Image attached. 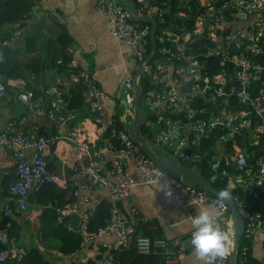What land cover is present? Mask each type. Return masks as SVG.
<instances>
[{"label":"built area","instance_id":"1","mask_svg":"<svg viewBox=\"0 0 264 264\" xmlns=\"http://www.w3.org/2000/svg\"><path fill=\"white\" fill-rule=\"evenodd\" d=\"M30 1L37 4L41 0ZM189 1L178 0L182 7H186ZM197 2L201 8L205 9V14L195 20L193 32L182 37L183 39L185 36V38L205 37L213 43V47L207 49L203 55L198 53L197 56H190L184 49L178 53L175 45L178 41L180 42L181 37L166 29L160 31L155 38L160 46L158 63L151 67L149 73L152 89L142 98V105L156 123L153 124L152 121L145 123L147 126L160 125L158 137L160 144L167 148L181 165L194 170H197L196 164L202 158V153L198 150V140L214 134L211 151L214 153L212 158L214 163L207 181L213 184L219 179L224 180V189L230 194L236 193L231 199L244 222L242 237L252 243V240L260 235L264 241L262 215L264 212V155L249 161L246 152L235 141L236 137L247 139V144H256L264 152V0H197ZM132 4L139 17L161 19L159 10L149 11L150 0H132ZM96 10L105 19L113 39L128 48L139 69L144 63L149 47L150 27L146 25L139 29L137 25L131 23L120 0H97ZM226 15L231 16L232 23L242 20L245 23L239 28L224 32ZM179 17L184 19L185 14L180 13ZM22 32V28L14 27L8 34V39L1 42V46L10 48ZM221 33L223 36L220 41ZM223 44L227 47L225 48ZM66 51L72 57L73 50L67 48ZM178 55L184 57L187 66L179 69L176 73L178 77H174L171 66ZM208 59H217L221 63L231 64L235 87L230 88L228 93H224V78L219 72L215 74L213 80L202 73L201 60ZM252 60H258L260 63H254ZM57 65H62V61L59 60ZM66 68L70 72L79 66L71 58ZM184 75L190 76L194 82L202 79L206 83H212L217 94L236 98L240 109L235 113H227L218 118L199 122L196 121L197 114H190L187 118L189 123L186 126L176 125L170 116L175 115L180 109L182 98L177 91V82L178 78ZM68 80L72 84L82 81L87 87L89 112L95 116V138L86 137L80 141L72 138L67 142L65 129L71 116L61 115V110L66 103L63 92L57 85H51L44 94L35 95L27 89V83L24 80L18 81L14 86L17 100L24 107L26 115L19 119L17 126L9 122L0 132V146L9 150L14 158V180L2 207L3 218H12L16 214L26 212L28 195L39 192L46 184L53 183L61 187V181L53 177L47 168L48 158L53 152L63 166H68L74 172H80L86 178L90 188L106 189L109 192L110 218L107 224L95 234L87 232V225L95 206H88V201L80 198L79 187L74 193L77 199L75 204L63 209L52 208L56 223L65 226L70 232H78L83 238L81 250L88 245L92 246L101 264H113L111 254L126 249L132 240L138 254L149 255L160 251L164 264H176L184 256L185 246L181 240L167 242L143 236L138 232V227L145 224L148 219L140 215L135 207H130L126 211L121 208L120 203L129 197L130 190L137 184L164 188L169 191L180 208L196 209L195 215L203 208L218 210L220 226L232 230L228 224L231 220L230 209L225 203L218 205L216 197L206 189L194 187L167 174L146 156L140 145L133 140L131 133L111 127V123L105 120L106 115L101 107V101L108 98L97 86L89 71L81 68L77 73L70 72ZM258 81H261V85L253 89V84ZM133 82L134 78H127L124 83L131 90ZM201 94V91L193 86L188 97L191 99L192 96H202ZM7 95V87L0 83V99ZM124 100L126 104L131 105L134 96L124 94ZM28 115H35L52 122L54 134L49 137L40 133L36 136L25 134L21 127ZM255 121L257 123H254ZM108 130H110L109 137L102 140V145L97 146V141ZM175 132L179 133L177 143L173 142ZM231 134L233 137H230ZM113 141L117 144L116 148L112 144ZM61 142L66 143V147L59 148ZM70 143H75L74 149L69 148ZM221 144H224L225 148L231 144L232 151H224L223 155H218V145ZM194 148L196 151H191ZM109 150L113 151V158L108 178L103 175L100 165ZM219 161L220 165L223 163L224 166H234V171L232 173L225 170L218 172L220 165L217 167L216 164ZM129 163L134 166L139 176L138 182L133 181L126 174V166ZM82 207L87 209L82 211ZM252 207H258L260 211L252 210ZM72 214L80 216L77 230L66 223ZM195 215L189 216V220L191 221ZM111 235L117 237L116 243L104 245L97 242V239ZM0 245L4 247L0 251V264L18 262L27 253L24 247L12 244L5 233H0ZM232 247L233 234L231 249ZM246 250L247 247L242 248L243 257ZM78 253L79 251L64 259L58 256L56 264H75ZM230 253L222 259H211V264H227Z\"/></svg>","mask_w":264,"mask_h":264},{"label":"crops","instance_id":"2","mask_svg":"<svg viewBox=\"0 0 264 264\" xmlns=\"http://www.w3.org/2000/svg\"><path fill=\"white\" fill-rule=\"evenodd\" d=\"M123 1L124 0H120L122 4ZM96 2L97 0H41L33 11V15L37 20V27L34 29L28 27V29L23 30L22 35L14 40V44L9 49L18 52L21 57L23 50L22 39L24 37H35L37 39L38 50L36 54L29 55L27 60L33 58L50 60L51 53L49 49L54 50L56 38L60 33V26L64 28L71 41L67 48L73 50V60L80 68L90 71L95 82L105 92L108 98L101 101V107L106 115L105 120L111 123L115 118L124 130L131 133L133 104H126L124 94H132L134 96V92L133 89L129 90L124 82L127 78H134L139 69L137 68V63L131 57L128 48L111 36L105 19L96 10ZM155 10L158 9L152 7L150 4L149 11L154 12ZM244 23L243 20L234 23H232V21L225 22L224 32L239 28L244 25ZM13 28V26H5L0 30V34L8 35ZM166 30L172 32V27ZM222 36L223 34L221 33V37L219 38L220 41L222 40ZM185 37L184 39L181 37L180 42L178 41L175 45V47H177V52L179 53L184 49L190 56L199 55L197 52L198 50L194 49L192 45L199 43L205 37ZM223 46L225 48L227 47L224 44ZM46 53H48V55H46ZM147 57L145 56L144 62ZM20 59L23 60L26 58L23 57ZM252 61L254 63H260L258 60ZM151 63L153 65L157 64L158 58ZM186 66L187 62L184 57L178 55L171 66L172 75L178 77L176 74L178 70ZM150 72L151 66L149 65L143 74H149ZM218 72L224 78V93H228L230 88L235 87L231 64L221 63ZM24 81L27 85L30 84L34 87L36 91H42L45 87L44 77L42 80L38 79L35 82L33 81V77L27 74ZM52 85L67 87L68 80L65 75L57 73L52 78ZM260 85L261 81H258L253 84L252 88L256 89ZM14 86L8 87V95L0 99V132L4 130L9 122L17 126L19 119L26 115L24 107L17 100L16 87ZM193 86L201 91L202 96H192L191 99H189L188 95ZM177 91L182 98V103L179 111L170 117H172L176 125L178 124L179 126H186L189 123L187 118L190 114H197L196 121L199 122L200 120L206 121L208 119L218 118L227 113H235L240 109L238 102L234 103L236 98L226 96L225 94H217L213 84L206 83L202 79L198 82H194L188 75L179 77ZM61 115L64 117L71 116V119L68 121V126L65 129L67 142L72 138H77L79 141L84 140L86 137L91 139L95 138L96 128L94 127L95 116L93 114L89 113V117L82 119V114H69L66 113L63 108L61 110ZM165 117L167 116L165 115ZM159 126L160 125H157V127L156 125L152 126V129H155L152 139H156V145L151 143L152 139L148 140L143 138L149 143L150 148L156 156L166 158L171 155V152L159 142ZM21 129L25 134L32 136L41 133V135L49 137L54 134L53 123L35 115H28ZM74 146L75 143L69 144L70 149H74ZM61 147H66V143H59V148ZM53 149L54 148H52V150ZM191 151H196V148L191 149ZM28 154H31V152H28ZM51 157H53L51 159V164L55 166L54 174L57 176L56 178L61 181V187L59 188H65L68 183L77 189L79 187L80 198L87 200L88 206H97L102 201H111L109 192L106 189L90 188L86 178L80 172H74L68 166H63V163L53 152H51L49 158ZM112 158L113 151L109 150V152L104 155L100 165L103 175L108 178L110 177ZM68 172H71V174L69 175ZM4 173H6V175H4ZM126 174L133 181H139V176L131 163L126 166ZM13 180V154L9 150L0 147V222L3 220L2 207L7 199V197H5L6 189L13 183ZM165 192L166 190L160 186L137 184L130 190L129 197L121 202L120 206L124 211L128 210L130 207H135L140 215L146 217L149 224H151V226L148 227V232L155 237L154 240H181L185 247H192L189 235L192 231V224L189 220V216L195 215L197 211L192 208H180L176 205L171 195H165ZM39 199L41 201V196ZM86 209V207H82L81 210L85 211ZM51 210L52 207L50 205L46 207L41 205L38 202L36 194L30 193L27 197V211L12 217L20 228L19 240H13L12 244L22 246L26 250L32 246L39 247V237L41 234L39 230L42 227L41 222L44 223L48 221L46 218L51 216ZM116 241V236H107L101 244L112 245L116 243ZM131 248L134 249L133 240L126 249L129 250ZM39 249L43 250L42 247H39ZM47 256L52 258L55 264L58 261L56 258L59 255L54 254V252H49ZM62 257L64 259L67 256ZM98 258L92 246L88 245L79 251L75 264H81L82 262L101 264ZM252 258L256 262L264 264V241L260 235L252 240ZM111 260L113 262L112 258ZM113 264L117 263L113 262ZM176 264H207V262L197 257L193 251H190L188 253L186 252L183 258L177 261Z\"/></svg>","mask_w":264,"mask_h":264},{"label":"trees","instance_id":"3","mask_svg":"<svg viewBox=\"0 0 264 264\" xmlns=\"http://www.w3.org/2000/svg\"><path fill=\"white\" fill-rule=\"evenodd\" d=\"M38 4V3H37ZM37 4L32 3L30 0H0V30L5 26L19 27L23 30L34 29L37 27L36 17L33 15ZM151 6L158 9L161 13V19L156 18L158 25V30L156 37L160 34L162 29H168L172 27V32L178 37H182L187 33H192L194 30L195 20L205 14V9L198 5L197 0H190L186 7L181 6V2L178 0H151ZM184 13L185 18L180 19L179 14ZM225 22H231L232 18L229 15L224 17ZM139 29L145 27L146 25H137ZM155 37V38H156ZM220 37V35H219ZM4 39H8V35L0 34V83L5 87H12L16 82L25 80L26 75L30 74L33 77V81L38 79H43L46 71L57 69L59 74L65 75L69 78L70 72H78L81 68H77L73 71H67L66 65L71 60V56L67 53V47L70 45L71 41L68 37L67 32L64 28L60 26V33L56 38L55 48L49 49L51 53V59L47 60L44 58H33L28 59L29 55L36 54L38 50L37 39L35 37H24L22 56L18 54L15 50L9 48H4L1 46V42ZM156 44V58H159L158 50L160 48L157 39H155ZM200 55H203L207 49L213 47V43L208 39L203 38L199 43L192 45ZM150 53V45L147 48L146 57ZM48 55V53H46ZM25 57L26 59H20ZM154 59V60H155ZM61 60L62 65H57V62ZM153 60V61H154ZM203 62L202 73H205L209 79L213 80L215 74L220 69V62L217 59L201 60ZM153 67V64H150ZM90 73V71H89ZM91 74V73H90ZM15 80V81H13ZM12 81V82H10ZM97 84V83H96ZM139 85L142 89L141 104L140 108L143 110V122L140 127V132L142 137L145 139H152L155 133V129L152 126L146 125V121H152L153 124L156 120L150 116L144 106L142 105V98L144 95L152 89L150 84V75L143 74L139 79ZM29 86V87H28ZM99 87V85L97 84ZM58 88L63 92V98L65 100L64 111L69 114H82V119L89 117V102L87 101V87L80 81L77 84H72L68 80L67 87L58 86ZM100 88V87H99ZM27 89L31 90L35 95L44 94L48 88H43L42 91H36L34 87L30 84L27 85ZM237 103V100H234ZM254 123H257L256 121ZM111 127L116 130H124L121 124L114 118L111 122ZM157 127V125H156ZM110 130L106 131L105 134L97 141V146L102 145V140L109 137ZM41 134V133H40ZM213 135L208 137H203L198 140V150L202 153V158L196 164L197 170H199L201 176L205 180H209V176L212 172V158L214 153L211 152L213 148ZM193 137V135H192ZM235 141L241 145L243 151L248 155V160L252 161L256 157L264 155V152L260 150L259 146L256 144H247V139L235 138ZM245 142V144H242ZM113 146L116 148V142H112ZM1 147V146H0ZM3 148V147H1ZM232 145L228 144L224 147V144L218 145V155H223L224 151H232ZM51 158H48L47 168L49 173L53 177H57L54 174V168L51 164ZM192 167V165H188ZM227 171L232 173L234 171V166H224L222 163L218 168V172ZM70 175L71 172H68ZM11 186V185H10ZM9 186V187H10ZM212 186L217 190H225L224 180H217L212 184ZM9 187L6 189V196L9 195ZM77 188L67 184L63 189L59 188L53 183L46 184L39 192L35 193L38 202L43 206L50 205L54 209H63L68 205H73L76 203V197L74 193ZM236 193H231V198ZM41 196V201L39 197ZM110 208L111 204L108 201H102L100 204L95 206L92 217L90 218L87 225V232L90 234H95L97 231L104 227L110 218ZM252 210L260 211L258 207H252ZM20 214V213H19ZM51 216L46 218L48 221L44 223L41 222L40 234V245L44 250H40L37 246H32L27 249L26 255L18 262H5L2 264H55L52 258L48 257L46 254V249L48 251L54 252L59 256H70L78 251H81V244L83 242L82 236L78 232H70L65 226L59 225L55 221V213L53 210L50 211ZM17 215V214H16ZM264 218V212L262 213ZM15 216V215H14ZM13 216V217H14ZM151 224L147 221L145 224L138 227V232L143 236H146L152 240L155 239L148 232V227ZM20 228L12 218H3L0 222V233L7 234L8 239L12 243L13 240H19ZM185 240V239H183ZM170 242V241H167ZM247 247L245 256H242V248ZM4 247L0 245V251ZM193 251L192 247H185L184 254ZM160 252V251H159ZM159 252H152L149 255L138 254L134 249H122L117 252H113L112 259L114 263L117 264H160L163 256ZM100 260V258H98ZM245 260V261H244ZM261 264L256 262L252 258V243L246 241L243 237L240 241V251L239 257L236 264ZM88 264H91L89 262Z\"/></svg>","mask_w":264,"mask_h":264},{"label":"water","instance_id":"4","mask_svg":"<svg viewBox=\"0 0 264 264\" xmlns=\"http://www.w3.org/2000/svg\"><path fill=\"white\" fill-rule=\"evenodd\" d=\"M123 6L129 15V21L135 25H148L150 27L149 32V44H150V55L146 58L143 65L139 68L138 72L134 77V82L132 84V89L134 92V100H133V123L131 126V135L133 140L138 143L146 154V156L151 159L158 167H160L167 174L182 180L183 182L192 185L194 187H199L201 189H206L212 195L217 197V191L212 184H210L207 180H205L201 174L194 169L187 168L181 165L173 155H169L166 158H160L153 153V150L150 148L149 143L145 141L140 132V127L143 122V110L140 108V99L142 96V89L138 83L139 78L143 74V72L149 67L151 62L155 59L156 56V44L155 37L158 30V25L155 19L139 17L137 11L135 10L131 0H124ZM58 70L55 69L53 71L45 72V88H49L52 85V78L57 74ZM230 137H233L231 134ZM179 139V133L175 132L173 134V142L177 143ZM152 144L156 145V139H152ZM220 165V161L217 162L216 166ZM230 209L231 213V221L234 222L233 225H230L231 228L234 227L233 232V247L231 249L230 256L228 258L227 264H236L237 259L239 257L240 251V241L242 239L244 233V222L242 220L241 214L235 207L232 199L228 202H224ZM80 216L78 214H72L67 220L66 223L69 224L75 230L78 229V223ZM114 236V235H111ZM115 237V236H114ZM107 238V237H106ZM105 237H101L97 239L98 243L104 242ZM117 239V237H116ZM115 242V240H114ZM160 264H164V260L162 259Z\"/></svg>","mask_w":264,"mask_h":264},{"label":"clouds","instance_id":"5","mask_svg":"<svg viewBox=\"0 0 264 264\" xmlns=\"http://www.w3.org/2000/svg\"><path fill=\"white\" fill-rule=\"evenodd\" d=\"M168 194L169 191H166L165 195ZM230 200L229 191L221 190L217 193L218 205ZM191 224L193 231L190 243L197 257L210 264L211 259H222L229 255L234 227L230 231L220 226L218 210L201 209L197 215L192 217ZM228 224L233 225L234 222L229 220Z\"/></svg>","mask_w":264,"mask_h":264},{"label":"rangeland","instance_id":"6","mask_svg":"<svg viewBox=\"0 0 264 264\" xmlns=\"http://www.w3.org/2000/svg\"><path fill=\"white\" fill-rule=\"evenodd\" d=\"M39 247H41L40 242H39ZM43 249V248H42ZM44 250V249H43ZM49 252H51L50 250L48 251V249H46V254H48Z\"/></svg>","mask_w":264,"mask_h":264}]
</instances>
